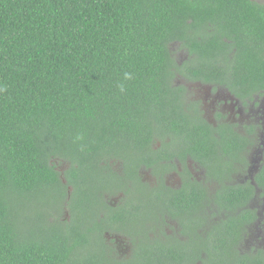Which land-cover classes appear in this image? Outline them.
<instances>
[{
  "label": "trees",
  "instance_id": "16d2710c",
  "mask_svg": "<svg viewBox=\"0 0 264 264\" xmlns=\"http://www.w3.org/2000/svg\"><path fill=\"white\" fill-rule=\"evenodd\" d=\"M197 81L264 87V2L0 0V264H106L88 241L99 197L143 184L140 162L172 159L164 148L202 164L216 150ZM253 194L219 195L204 248L173 264H262L245 249L264 221Z\"/></svg>",
  "mask_w": 264,
  "mask_h": 264
},
{
  "label": "flooded vegetation",
  "instance_id": "af4514ba",
  "mask_svg": "<svg viewBox=\"0 0 264 264\" xmlns=\"http://www.w3.org/2000/svg\"><path fill=\"white\" fill-rule=\"evenodd\" d=\"M189 88V98L198 102L203 117L221 131L213 134L216 150L202 164L189 153L181 159L174 155V148H164L172 159H160L153 166L140 162L143 184L129 178L126 191H118L120 195L99 197L91 208L98 215L102 230L94 231L88 241L95 239L94 249L101 263L147 264L151 257L158 263L173 264V251H189L196 245L189 243L192 239L206 241L213 221L220 219L221 212L225 214L219 195H228L235 187H250L253 199L264 200V87L251 95L243 89L238 95L232 87L217 82H201L197 88ZM133 152L136 150L128 151L127 156ZM118 159L113 157L109 162L115 169H125L126 157ZM146 170L152 171L153 181L143 175ZM141 189L144 196H131L134 190ZM257 213L264 220L263 210L258 208ZM62 214L65 223L73 220L68 210ZM200 215L206 223L199 222ZM256 223L259 226L251 239L262 243L264 221ZM88 225L89 222H82L83 231ZM262 245L263 248L253 247L249 252L262 250L264 264ZM186 262L192 263L190 259Z\"/></svg>",
  "mask_w": 264,
  "mask_h": 264
},
{
  "label": "rangeland",
  "instance_id": "374dc122",
  "mask_svg": "<svg viewBox=\"0 0 264 264\" xmlns=\"http://www.w3.org/2000/svg\"><path fill=\"white\" fill-rule=\"evenodd\" d=\"M180 56L184 57V53L183 51H180L179 53ZM201 84V82L197 81L195 83H192V85L196 86V88ZM160 146V145H159ZM138 153V150L136 151ZM135 156L134 153H131ZM148 172H145L143 173V175L145 176V178L148 180V181H153L155 177H153V173L152 171H149V170H146ZM172 177L171 175H169V181H172ZM116 195V194H115ZM117 195H120V193H117ZM131 196L132 197H142L144 196V192L143 190H134L132 193H131ZM254 197V199H252V203L257 206L258 208L262 209L263 210V213H264V200L260 198H256ZM67 209V208H66ZM61 216H63V214H61ZM199 222L201 224L203 223H206L205 220L202 219L201 215L199 216ZM264 235V234H263ZM190 244L192 243H196V247L193 248V249H198V248H204L205 246V242H204V239H200L199 240H190L189 242ZM264 244V237H263V240H262V243H261V240H256V239H251V238H248L246 241H245V249L247 251H250L252 250V248H263V245ZM99 247H102L101 244H99ZM189 249H192V248H189ZM198 252L197 250H191V251H188V253L185 255V258H191L193 257V255H196ZM185 264H190L189 262H186ZM197 264H203L202 262L198 261ZM211 264V263H210Z\"/></svg>",
  "mask_w": 264,
  "mask_h": 264
},
{
  "label": "clouds",
  "instance_id": "9594fccd",
  "mask_svg": "<svg viewBox=\"0 0 264 264\" xmlns=\"http://www.w3.org/2000/svg\"><path fill=\"white\" fill-rule=\"evenodd\" d=\"M127 75V74H126ZM121 90H123V86L121 85Z\"/></svg>",
  "mask_w": 264,
  "mask_h": 264
}]
</instances>
